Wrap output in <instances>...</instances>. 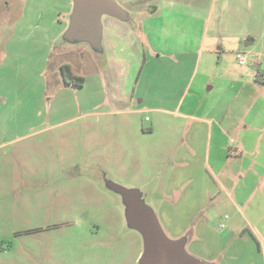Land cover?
Instances as JSON below:
<instances>
[{"label": "rangeland", "instance_id": "1", "mask_svg": "<svg viewBox=\"0 0 264 264\" xmlns=\"http://www.w3.org/2000/svg\"><path fill=\"white\" fill-rule=\"evenodd\" d=\"M70 1L0 0V264H137L141 238L124 217L134 191L171 239L191 236L201 220L200 240L186 249L204 264L235 242L211 231L250 224L263 234L264 84L250 62L264 64V0L250 9L247 0H215L206 30L208 8L178 5L189 0H115L126 18L102 14L100 35L70 33ZM147 2L159 13L143 32ZM155 49L198 58L197 73H174L168 59L150 81L145 70L139 90L149 107L137 111L135 75ZM64 64L82 86L66 84ZM217 114L221 133L211 121L208 144ZM234 147L244 157L216 172ZM245 245L257 251L253 240Z\"/></svg>", "mask_w": 264, "mask_h": 264}, {"label": "crops", "instance_id": "2", "mask_svg": "<svg viewBox=\"0 0 264 264\" xmlns=\"http://www.w3.org/2000/svg\"><path fill=\"white\" fill-rule=\"evenodd\" d=\"M148 1H150V0H148ZM182 1H184V0H182ZM189 1L192 2L191 5H189V4H184V6H182L180 4H178V5L181 6V7L188 6L190 9H193L194 11H196V10L197 11H202L203 8L205 10L208 8L207 16L205 17V30H206L207 24L210 23V21H212V18L214 16V3H215V0H210V3H208L207 6H206V4L202 6L201 0H189ZM229 1H233V2L238 3L240 0H229ZM147 3H146V6H147L146 7V10H144L145 16H143L142 19H139L138 18L139 21L137 20V22H139V24L141 26V31H143V32H145L146 29H148V20H149V18H151L154 14L159 13V9H158L157 6L151 5L150 6L151 9H149V2H147ZM177 3H181V2L178 1ZM246 5H247L246 7H248V9H250L251 6L253 5L252 0H247V4ZM70 6H72L71 1H70ZM231 9H235L234 6H231ZM236 20L239 21V17H236ZM135 22H136L135 19H133L132 22L130 23V25L131 26H134V25L136 26V23ZM246 33L247 32H245V34ZM147 36H148V34H147ZM206 37H207V35L205 34V36H203V38H206ZM252 42L253 41H247V45L249 43H252ZM156 51H157L158 55H146V53H144V55H142V58H141V60H142L141 68H140L139 72L136 73V75H135L134 88L131 91L130 96H131V94H132V96H137L138 104L139 105H144L141 108L139 107V109L137 111H144L146 108L149 107V105L146 102V97L141 92L142 90H139V88L141 86L140 84H141V81H142V75H143V73H144L145 70H146L147 79L150 78V77H154V74H156V73H153V70H155V72H156V70H158L159 67H161L162 61H165L166 59H168L169 65L171 67H169L167 69L172 68L174 70V73L175 72H181L182 69H186L187 70V73H188L187 76L189 77V79L193 75H196V73H197V64L199 62V59L198 58H195L194 63H193V59L190 60L191 59L190 57H174L173 56L174 58L171 59V58H167L168 56H163V55H167L168 54V51L167 50H165V52H163L160 49H157ZM251 66L253 67V70H256L257 65H251ZM157 73H158V71H157ZM253 79H254V81H256L255 80V77ZM148 81H150V79H148ZM186 88H187V85H186ZM208 89H211V87L208 86ZM140 96H141V98L139 99ZM181 101H182V96L181 97L179 96V98L177 100V107H176V109H178L180 107ZM222 108L223 107L221 106L220 109H222ZM164 109H162V110H164ZM165 111H169V109H165ZM217 113L219 114L220 112H217ZM218 114L216 116H214V119L215 120H212V119L209 120L208 119V121H209V123H208L209 124V129H207L208 131L206 133L207 134L206 137L208 138V144L210 143L209 136L211 137V134H209V133H210L211 129H213V126L210 125L211 124V121L213 123L216 122L214 125H215L216 128H218L217 133L218 134L221 133L218 125L221 124V122H222V115L220 116ZM203 119L206 120L207 118H203ZM200 120H202V118ZM201 122H203V121H201ZM197 125H198V122H197L196 126L194 127L195 128L194 129L195 131L197 129ZM193 138H196V136H190L189 135L190 141H193ZM226 144L227 145H230V141H227ZM232 146H235L234 142L232 143L231 147ZM234 148H235L234 151H233V149H231L232 153H229L230 155H226V156L224 155V157H223L224 159L223 160L221 159L222 164L214 165L213 169H215L216 172L219 171V173H220L224 169V166L227 165L228 159H229V157L231 155L232 156H235V157H239V158L240 157H244V149L243 148H241V149H239L238 147H234ZM190 159H192V157L190 156L189 153H186V158L183 157L182 158V161L186 163ZM196 159L198 160V157H196ZM204 160L207 162L208 165L211 164L210 163V157H209L208 153H206V156L205 157L203 156V161ZM254 172H256V171L254 170ZM263 172L262 173H258L259 178H261V180L264 178V173ZM256 176H257V174H256ZM221 178H222V180H217V184L220 185L221 187H223L224 180L226 182H228V180H227V178L225 176L224 177H221ZM176 188L177 187H175V186L171 187V190L173 191L174 196H175V201L176 200H179L181 198V196H182L181 195V192L177 191ZM236 188L239 189L238 188V185H236ZM240 206H242V209H243L244 207H246V204L245 205H242V204H238L237 203V205H236L237 209H239ZM207 219H205V220L202 219L203 221H206V224L204 226L205 229L208 228L207 227ZM200 221H199V223H200ZM199 223H198V226H196L195 232H192L191 233L192 234L191 236L190 235H187V234H184V235H186V238H187L186 239V248H187L188 245L195 246V244L200 240V238H201V231L200 230L203 227L199 226ZM254 225L257 226L256 223ZM221 226H223V225L221 224ZM252 227L255 229L254 226H251L250 224H248L247 227L242 228V230L240 232H238V230H237V233L232 228L231 229L230 228L228 229L226 227H224V231L223 232H220V233H217L215 231H211L218 238L221 237V236L225 237L226 234H227V235L230 236V238H232L231 240L232 241L235 240V242L234 243H231L225 249V252H223L222 249L219 247L217 250H214L213 251V254H211V256L205 255L207 257L206 259L207 260H210V259L213 260L214 259V261H216L217 264H254V262L252 260L254 258H257L258 259V261L256 262L257 264H264L263 263V260H264V258H263V247H264V243H262V238H264L262 236H264V233L262 234V232H263L262 229H259L258 228V230H256L257 233H258L257 234ZM258 235L261 237L260 238L261 241L259 240ZM177 237H180V236H177ZM177 237H175V238H177ZM249 240H253L257 244V251H255L254 253H251L250 252L251 250H248V251L245 250V247H246L245 243H247V241H249ZM243 251H246V252H243ZM191 255H193V254H191ZM193 256H195V257L203 260L204 263L206 262V261H204L203 258H200V257H198L196 255H193Z\"/></svg>", "mask_w": 264, "mask_h": 264}, {"label": "water", "instance_id": "3", "mask_svg": "<svg viewBox=\"0 0 264 264\" xmlns=\"http://www.w3.org/2000/svg\"><path fill=\"white\" fill-rule=\"evenodd\" d=\"M115 0H71L72 14L69 17L70 33L78 30L100 35L102 14L125 19V11ZM128 18V17H127ZM132 210L126 214V225L139 233L142 252L137 264H204L203 260L191 255L186 249V236L169 238L155 218L152 209L137 202L135 191L128 195Z\"/></svg>", "mask_w": 264, "mask_h": 264}, {"label": "trees", "instance_id": "4", "mask_svg": "<svg viewBox=\"0 0 264 264\" xmlns=\"http://www.w3.org/2000/svg\"><path fill=\"white\" fill-rule=\"evenodd\" d=\"M61 74L63 77V80L66 82V84L74 85V86H82L84 83V78L82 76H76L73 75L70 71V67L67 64H64L61 66ZM255 80L257 82H263L264 84V72L258 71L256 69L255 71Z\"/></svg>", "mask_w": 264, "mask_h": 264}, {"label": "built area", "instance_id": "5", "mask_svg": "<svg viewBox=\"0 0 264 264\" xmlns=\"http://www.w3.org/2000/svg\"><path fill=\"white\" fill-rule=\"evenodd\" d=\"M245 59L244 58H240L239 59V63H245ZM251 65H257V66H261L262 65V62H261V60H260V58H258V59H253L251 62ZM262 70H263V72H264V64L262 65Z\"/></svg>", "mask_w": 264, "mask_h": 264}]
</instances>
